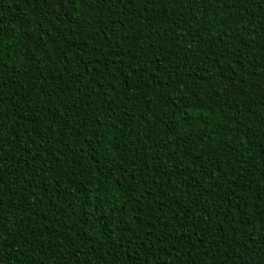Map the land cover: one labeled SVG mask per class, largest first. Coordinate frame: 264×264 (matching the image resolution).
Masks as SVG:
<instances>
[{
  "label": "trees",
  "instance_id": "obj_1",
  "mask_svg": "<svg viewBox=\"0 0 264 264\" xmlns=\"http://www.w3.org/2000/svg\"><path fill=\"white\" fill-rule=\"evenodd\" d=\"M0 264H264V0H0Z\"/></svg>",
  "mask_w": 264,
  "mask_h": 264
}]
</instances>
